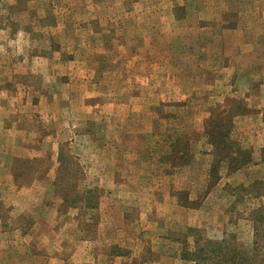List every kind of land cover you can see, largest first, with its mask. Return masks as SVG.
<instances>
[{
	"label": "rangeland",
	"instance_id": "374dc122",
	"mask_svg": "<svg viewBox=\"0 0 264 264\" xmlns=\"http://www.w3.org/2000/svg\"><path fill=\"white\" fill-rule=\"evenodd\" d=\"M263 84L264 0H0V125L35 154L11 176L49 174L52 223L102 264H220L219 243L264 259ZM13 194L0 223L27 225ZM68 250L33 252L99 263Z\"/></svg>",
	"mask_w": 264,
	"mask_h": 264
},
{
	"label": "crops",
	"instance_id": "0c3cea01",
	"mask_svg": "<svg viewBox=\"0 0 264 264\" xmlns=\"http://www.w3.org/2000/svg\"><path fill=\"white\" fill-rule=\"evenodd\" d=\"M241 41L242 38L240 41L237 38L234 44L237 45ZM235 48V54H239V56H241L240 53H244L242 51L239 52L240 49L237 46H235ZM249 69L251 70V65H249ZM261 90V92H264V84L261 86ZM44 103L45 101L39 100L37 102L38 107L40 108V106L46 105ZM10 131V126L5 128V126L0 125V190H5V188L7 191L11 190L12 194L14 193L13 195L15 200H17L16 203L25 205V210L24 208H20V210H18V215L22 216L24 214L23 216L29 219L30 223L27 225L20 223L11 224L8 226H6L7 223H0V264H64L63 259L54 257L59 256L60 253H62L68 247V252L73 251V256L81 258L79 262H95L97 256L99 259H97L99 261L98 264H102L101 262H103L105 259L106 261H104V263H110L109 259L112 255H106L100 252V250L99 253H97V246L91 241H84L83 239L79 238L74 246L67 247V230H64L65 223H63L62 219H60L59 222L52 223V214L57 212V207L58 204L60 205V200L62 197L60 200L58 198L54 200L50 197L49 187L51 179L48 178L49 174L46 175L47 180L45 175H43L40 179H36L35 177L29 182V184H27V186H18L15 183L11 176V161L13 157L27 156L28 158H32L35 156V154L31 155L29 150L22 144L26 136L23 130L14 132L13 135ZM11 135L19 136V140L21 141L18 145L13 146ZM48 167L45 165V168L42 172L44 173ZM113 185L115 188L128 186L127 183H116L115 180H113ZM73 205L74 206L72 207L75 208V204ZM94 205L96 206V204ZM95 206L85 207L87 209H93ZM145 211L147 212L148 216L150 214L149 208H146ZM11 214L14 217L16 216L13 213ZM60 216L63 218V216L65 217L66 214ZM53 217H55V215ZM100 236L103 237L104 232ZM97 237H99V235ZM34 238H37L39 242H41V246L37 247V249H35ZM47 239L50 241L48 240V242L44 244V241ZM56 240H59V242H56ZM52 243L55 245V247L50 248ZM42 249L46 253L50 254V251H53L56 252V254L55 256L54 254L49 256L45 254V256L40 257L35 254L36 252H33V250L40 251ZM90 252L92 253L89 255ZM118 257H121L122 260H124L122 255ZM122 260L113 262L115 264H121ZM153 264H155V262H153Z\"/></svg>",
	"mask_w": 264,
	"mask_h": 264
},
{
	"label": "trees",
	"instance_id": "16d2710c",
	"mask_svg": "<svg viewBox=\"0 0 264 264\" xmlns=\"http://www.w3.org/2000/svg\"><path fill=\"white\" fill-rule=\"evenodd\" d=\"M220 136V135H219ZM223 137L225 138V135H221V137H216L213 135H210V143L214 149L215 152H217V154H219L220 159L221 158H226L228 159V145L225 143L227 142V139H223ZM225 140V142L223 141ZM60 156L58 160H60ZM234 159V158H232ZM62 160V158H61ZM236 161H238V159H235ZM237 163V162H235ZM238 164H236L235 166H237ZM63 194V193H62ZM67 195H62L63 200H66ZM94 204L96 203H86L85 206L86 207H93L95 206ZM218 248H214L213 250L210 251V253H214L215 255H217L219 257L220 260V264H264V259H262L259 255L255 254V253H247L244 252L242 250L237 249L236 246L233 247H225V246H221V243H219V245H217ZM196 251H202V252H206L203 249H197ZM195 251V252H196ZM209 251V250H207ZM181 258L183 259H189L194 261L195 264H200L199 263V259L195 254H190L188 255L187 253H181Z\"/></svg>",
	"mask_w": 264,
	"mask_h": 264
}]
</instances>
